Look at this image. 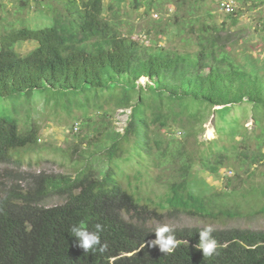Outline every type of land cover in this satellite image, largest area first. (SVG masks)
<instances>
[{"label": "trees", "instance_id": "16d2710c", "mask_svg": "<svg viewBox=\"0 0 264 264\" xmlns=\"http://www.w3.org/2000/svg\"><path fill=\"white\" fill-rule=\"evenodd\" d=\"M30 1L47 25H27L22 14ZM123 1L15 0V21L0 27V98L28 105L42 95L53 109L93 111L98 125L86 145L108 150L103 168L84 163L70 174L0 171V264H264L260 229L212 228L219 246L208 258L194 247L204 226L169 227L176 239L172 252L149 246L159 227L150 222L163 217L185 213L219 221L264 214V203L250 204L264 198V180L249 181L264 160V55L256 63L249 53L234 54V9L225 13L228 22L217 23L204 0H164L172 13L145 29L146 35L177 36L183 48L139 42L130 28L120 31ZM131 4L136 8L139 1ZM3 12L0 0L1 22ZM24 41L36 45L20 54L15 45ZM241 105L250 112V128L231 115ZM24 107L28 117L31 109ZM18 109L12 116L0 109V165L20 149L33 150L39 140L37 126L19 129ZM117 109L128 111L120 132L110 120ZM211 114L224 124L215 129L223 131V143L198 140ZM216 151L227 155L235 174L225 177L214 211L173 207L170 185L183 181L193 191V167ZM131 161L133 180L162 187L153 199L117 180L120 164ZM52 197L61 202L46 205ZM97 223L107 249L84 252L70 228L93 231Z\"/></svg>", "mask_w": 264, "mask_h": 264}, {"label": "rangeland", "instance_id": "374dc122", "mask_svg": "<svg viewBox=\"0 0 264 264\" xmlns=\"http://www.w3.org/2000/svg\"><path fill=\"white\" fill-rule=\"evenodd\" d=\"M139 6L134 8L131 0H124L119 7V19L123 22L120 29L124 33L128 28L131 30V37L139 42L150 43L156 45L183 48L184 42L180 41L177 36L169 37L161 34L155 36L145 34V29L153 23H163L167 20L173 11V5L164 0H138ZM220 1H229L232 3L236 18V24L231 30L236 31V39H234L233 53L237 56L243 51L249 53L256 63H259L264 55V2L252 0H204L205 5L211 9L214 20L217 23L228 22L225 18V11L219 6ZM108 0H102L103 5H106ZM4 4L2 16L3 22L0 21V27L3 23L7 24L15 21L18 14H13L16 7L15 0H1ZM150 4L147 6V4ZM28 26L47 25L48 21L44 20L42 15H37L34 12L32 2H29L27 9L23 10ZM108 14V12H106ZM17 25V24H16ZM161 27V26H160ZM36 45L33 41H24L15 45V50L24 54ZM144 79H139V83H143ZM30 107L28 117L25 114V107ZM23 100L17 101L9 98H0V109H4L12 116L13 111L17 110L18 127L24 130L28 125L38 127L39 140L33 150L20 149L17 151V156H14L8 164H1L0 171L9 170L13 173H72L81 164H93L94 167L103 168L102 159L107 154L108 150L98 152L86 145V140L93 134L98 125V114L88 110L86 114H82L76 108H70L69 112H65L59 106L52 108L50 102L43 101V96H33L32 102L29 104ZM23 107V108H22ZM127 110L117 109L111 116V125L114 131L120 132L126 123ZM231 115H235L244 122V126L251 127L250 112L245 107L239 106L235 108ZM76 124H73L74 122ZM76 126V130L73 128ZM224 124L215 119L211 114L207 116L202 127L203 131L198 136V140L218 139L219 143H223V131L217 132L215 129L222 127ZM76 134V135H75ZM99 142H101L99 140ZM132 168L134 164L128 165L121 163L119 172H117V180L123 187H126L127 181L130 182L129 189L137 190L140 197H148L153 199L158 194L162 187L150 185L143 178L133 180ZM150 173L154 174V169ZM235 172L228 166V157L223 152H213L198 160L193 167V191L189 192L186 189L183 181L172 183L171 188V204L173 207L182 209L183 211H193L200 214L210 215L215 208L216 194L223 190L225 177H231ZM241 178H245L248 183V178L245 173H239ZM129 176V178H127ZM237 177V176H236ZM264 180V160L257 164L253 169V176L249 180L252 183H259ZM2 186L6 179H2ZM7 183V182H6ZM21 182L20 185H23ZM1 189V188H0ZM255 199L256 197H250ZM255 203L251 200L250 204L253 208L259 207L264 203V198L258 197ZM61 199L52 197L46 201V205L60 203ZM151 226L167 225L168 227L181 226H204L211 228H248L264 230V214H257L250 217L242 216L236 219H224L213 221L209 218H197L185 213H178L173 217H163L161 220L150 222Z\"/></svg>", "mask_w": 264, "mask_h": 264}, {"label": "clouds", "instance_id": "9594fccd", "mask_svg": "<svg viewBox=\"0 0 264 264\" xmlns=\"http://www.w3.org/2000/svg\"><path fill=\"white\" fill-rule=\"evenodd\" d=\"M102 224L94 225V230L89 231L82 225L73 224L70 228L72 236L77 238V243L84 252L96 251L103 252L107 249L106 243H101L100 234L103 232ZM198 243L194 245L197 250L202 252L204 258L213 256L218 249V241L212 235L213 229L205 227L199 230ZM155 239L149 242V246H158L159 250L163 252H172L176 247V239L173 230L167 225H161L154 230Z\"/></svg>", "mask_w": 264, "mask_h": 264}, {"label": "built area", "instance_id": "2783aa9c", "mask_svg": "<svg viewBox=\"0 0 264 264\" xmlns=\"http://www.w3.org/2000/svg\"><path fill=\"white\" fill-rule=\"evenodd\" d=\"M219 6L222 10H224L226 13H231L233 10L232 3L229 1H220ZM76 130V126L73 127Z\"/></svg>", "mask_w": 264, "mask_h": 264}]
</instances>
